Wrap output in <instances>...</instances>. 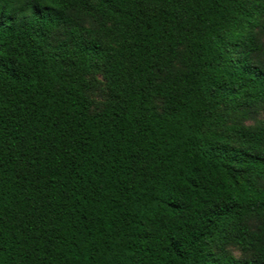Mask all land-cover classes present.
<instances>
[{"label": "trees", "instance_id": "obj_1", "mask_svg": "<svg viewBox=\"0 0 264 264\" xmlns=\"http://www.w3.org/2000/svg\"><path fill=\"white\" fill-rule=\"evenodd\" d=\"M261 14L264 0H0V264H264V123L228 124L264 105Z\"/></svg>", "mask_w": 264, "mask_h": 264}, {"label": "rangeland", "instance_id": "obj_2", "mask_svg": "<svg viewBox=\"0 0 264 264\" xmlns=\"http://www.w3.org/2000/svg\"><path fill=\"white\" fill-rule=\"evenodd\" d=\"M252 1V0H248ZM74 21L83 27L93 28L95 23L93 20L86 16H72ZM261 23V26L255 29V34L257 40L261 46L259 53L256 55L255 60L260 64H264V14H261L258 18ZM64 39L62 30L59 29L54 32L53 36L49 39V43L55 46L58 42ZM92 87L89 91V96L94 103L93 111L100 110L103 103L106 100V85L105 81L102 78L101 71H97L92 76ZM264 113V105H257L251 108L239 109L236 112H233L229 115L228 124H238L244 127L253 128L259 124L264 123V119H261V114ZM259 186L264 188V177L259 181ZM260 224V221L255 217L251 218L248 221V225L255 229L257 225ZM225 252L227 255L233 257L239 261L250 260L253 257L252 252L240 250L237 246L229 245L225 247ZM216 251V250H214Z\"/></svg>", "mask_w": 264, "mask_h": 264}, {"label": "snow or ice", "instance_id": "obj_3", "mask_svg": "<svg viewBox=\"0 0 264 264\" xmlns=\"http://www.w3.org/2000/svg\"><path fill=\"white\" fill-rule=\"evenodd\" d=\"M260 118H261V119H264V113L261 114V117H260Z\"/></svg>", "mask_w": 264, "mask_h": 264}]
</instances>
